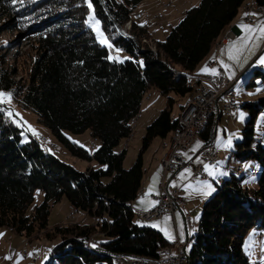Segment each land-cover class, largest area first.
<instances>
[{"label": "trees", "instance_id": "obj_1", "mask_svg": "<svg viewBox=\"0 0 264 264\" xmlns=\"http://www.w3.org/2000/svg\"><path fill=\"white\" fill-rule=\"evenodd\" d=\"M141 1L90 0L89 7V0H0V18L22 35H34L37 44L25 83L0 66V91L11 93L19 107L35 113L73 155L104 166L80 171L63 162L16 123L6 104H0V226L32 236L47 228L52 205L66 198L76 211L98 218L99 232L109 238L88 244L84 237L90 239L93 226L59 228L63 242L46 264H115V255L155 258L172 243L161 231L134 222L132 202L146 171L143 152L156 138L173 136L182 113L173 115L177 100L172 95L192 101L200 84L191 73L226 35L245 0H201L185 11L164 41L156 43V52L143 49L141 41L148 32L132 19ZM256 1L264 6V0ZM91 8L111 46L98 41L86 26ZM130 20L132 30L126 31ZM114 47L133 58L109 59ZM151 88L159 89L168 104L148 125L142 152L126 168L123 141L131 137ZM246 107L251 116L233 154L261 165L256 170L258 187H244V176L235 174L220 179L204 205L189 264H250L243 249L245 236L254 227L264 229V139L252 147L264 97ZM216 125L217 119L210 117L200 133L205 142L212 139ZM67 131H88L100 145L86 150L72 142ZM37 192L45 196L40 204L34 203Z\"/></svg>", "mask_w": 264, "mask_h": 264}, {"label": "rangeland", "instance_id": "obj_2", "mask_svg": "<svg viewBox=\"0 0 264 264\" xmlns=\"http://www.w3.org/2000/svg\"><path fill=\"white\" fill-rule=\"evenodd\" d=\"M200 1L201 0H142L133 8L132 19L138 24L144 25V28L148 32L141 41L143 49L156 52L158 50L156 43L164 41L171 28L176 26L183 19L185 11L192 6H196ZM253 1L254 0H245L242 10L246 8L245 5ZM90 17H93L91 22H89ZM241 18L244 20L246 15L242 14ZM260 20L261 19L258 21ZM97 21L99 22L98 24L96 23ZM86 23V26L89 27V30L94 32L98 41L101 42L102 39L106 38L107 42L101 43L108 46L111 44L93 8H91L86 18ZM254 23H250V25L255 26L251 31V36L247 39L242 38L241 41L238 40V44L241 46V53L237 52L236 59L238 67L242 65V70L235 76L236 78L234 79H236V82L234 81L231 90L224 94L223 98H220L218 101L219 110L222 111L224 108V100L230 99L233 92L235 101L238 104V106L233 109L232 114H222L221 120L218 121L217 119L216 132L213 139L219 152V161L217 163L204 162V158L201 154L204 148V140L199 134L191 146L187 150H184V154L190 163L184 166L172 179L171 186L183 189V191L186 192L185 196L189 200V204H186L187 209L185 212L189 213L191 216L190 222L193 224L192 226L190 225L191 227H189L187 232L189 240V242L186 243L187 253L191 251L195 236L199 231V219L204 205L217 191V185L220 179H227L231 177L232 174H235L237 176H244L242 181L244 187L250 189L258 187V171L256 170H260L261 165L255 160L237 158L233 154L236 150V143L243 140V127L251 116V110L249 107H246V104L257 102L260 98L264 97V64L258 63L259 58L264 56V38L260 37V32L258 31L260 26H257L258 23ZM262 23H264V20L260 22V24ZM131 26L132 25L127 22L125 24L126 31L132 30ZM228 29H230V27L227 28L225 32H227ZM97 30H99V33H102V36ZM35 39L36 37L34 35H22L20 31L9 27L5 18H0V66L15 72L16 80L21 83L27 81V71L37 54ZM235 39L236 35L230 42H233ZM114 51L115 54L111 53V57H114L117 61L121 62L133 58L131 54L122 49L114 47ZM230 55L232 56L233 54L230 53L229 57ZM231 60L235 59L229 58L228 61ZM210 61H215L214 65L218 67L215 76L221 71L227 75L225 68L219 64L217 58ZM210 61H208V66H210ZM225 61L222 60L221 62ZM229 63L228 65H230ZM258 70L261 72H258ZM214 79L215 78H213L211 82H213ZM172 96L177 100L173 106V115L178 117L179 113L184 112L183 110V112L181 111V106L187 105L191 99L188 100L187 96ZM3 104H6L7 113L12 116L17 124L22 126L26 132L29 131L43 149L50 151V153L54 154L63 162L73 165L80 171H86L88 167L92 166L104 167L99 165L95 160L83 159L73 155L64 144L58 141L47 127L38 122L36 114L32 111L19 107L12 99L10 102ZM167 104L168 98L162 95L157 88H151L145 96L140 113L132 124V135L127 140L123 141V148L126 152L124 163L126 168H129L142 152L143 138L146 134L148 125ZM33 129L35 132H33ZM24 135H26L25 132ZM66 135L72 142L79 144L86 150L95 151L100 145L98 141L95 142L88 131L82 134H75L67 131ZM170 136L166 141L162 140L161 144V139L156 138L151 146L143 152L144 166L146 168L145 172H147L144 178V184L147 182V177L154 178L155 175V184L158 183V186L159 183L162 184L163 182L168 184L164 177L167 178V181H170L172 173H167L165 175L164 167V172L162 171V160L168 152L167 144L170 140ZM263 139L264 109L259 112L256 118L255 140L252 147L256 148L259 144H262ZM198 165L214 166L212 171H214L216 175H209L206 171L209 178L205 180L200 175L194 173V166ZM240 168H243V170L241 169L242 173L239 172ZM184 169H189L190 172L184 173ZM182 173L184 174L181 175ZM207 184H210L214 191H211L209 195L205 196L203 191L199 189L207 191ZM160 193L158 191L149 192L148 188L145 194H143V192L138 194L134 200V208L137 213L134 222L141 226L147 225L161 231L168 241L173 242L176 239V232L178 231L177 222L183 224L184 221L182 222L181 219H179V221L176 219L174 222L171 214H165L161 218L153 219L152 221L145 220L139 216L140 212L150 210L152 205H149L153 203L151 195L157 196ZM44 197L42 192H37L34 203L40 204L43 202ZM147 207L150 208L148 209ZM97 222H99L98 218L87 215L83 211H76L70 206L68 200L63 198L60 202L52 205L47 228L42 231H36L32 236L21 235L10 228L0 226V234H2L0 235V264H46L50 260L55 248L63 242V236L59 233L58 229L73 226L75 224H88L93 226L94 232L90 236L92 243H104L109 238L99 232L100 228L96 226ZM161 229H165L174 239H169L166 235V231H162ZM243 249L250 264H264V229H259L257 227L252 228L245 236Z\"/></svg>", "mask_w": 264, "mask_h": 264}, {"label": "built area", "instance_id": "obj_3", "mask_svg": "<svg viewBox=\"0 0 264 264\" xmlns=\"http://www.w3.org/2000/svg\"><path fill=\"white\" fill-rule=\"evenodd\" d=\"M247 12L249 14L245 18L247 22L254 23L259 19H264V6H260L256 0L251 2V6ZM235 35L232 28L231 32L227 34L225 43L234 39ZM214 64L215 61H211L210 66ZM214 78L211 86L207 85L204 87L200 84V90L195 92L194 98H192V106L187 109V115L184 116V129L176 138V146L168 149V158L163 164L165 174L177 172L190 163L184 154V150H187L196 137L203 131L210 117L214 116L215 119H218L219 114H232L233 109L238 105L234 95L230 99H225L223 110H219L218 101L220 98H223V89L227 83L233 82L236 79L225 75L223 71L214 76ZM198 80L201 81L202 78ZM216 149L217 146L213 138L205 142L201 152L205 163H215ZM194 173L196 175L206 173L204 165L194 166ZM161 188V193L155 196V206L146 212H141V218L152 221L153 219L161 218L165 214L173 215L175 211H183L186 208L187 200L182 195L180 189L174 188L169 190L168 184L165 182L161 184ZM190 217V215L184 214L186 229L191 227ZM119 256L124 264H186L188 258L186 243L181 242L179 239L171 243L170 252H162L161 249L158 257L155 258Z\"/></svg>", "mask_w": 264, "mask_h": 264}, {"label": "crops", "instance_id": "obj_4", "mask_svg": "<svg viewBox=\"0 0 264 264\" xmlns=\"http://www.w3.org/2000/svg\"><path fill=\"white\" fill-rule=\"evenodd\" d=\"M246 8H243V10H242V7L240 8V10H239V12H238V15H237V17H236V19L234 20V22L231 24V26H230V29H228L227 30V32L226 33H228L230 30H232V28H233V30H234V32H235V34H236V39L233 41V42H228V43H223L221 46H220V48H219V50H216L215 49V44H214V47H212V50L210 51V53L205 57V59L197 66V68L195 69V71L194 72H192V75L193 76H195L196 78H202V80L201 81H199L200 83L199 84H202L204 87H206L207 85L208 86H211L213 83L211 82L212 80H213V78H214V76H215V74L214 73H212L211 71H208V72H202L201 71V69L202 68H204L205 66H207V68L208 69H216L217 70V65H213V66H208V61H210V60H212V59H214V58H217L218 59V61H219V64L223 67V68H225V70H226V72H227V75L228 76H230V77H232V78H236L235 76H237L238 75V73L242 70V65H241V67H238V65H237V59H235V60H231V61H228L229 60V54L230 53H232L233 55H235L236 57H237V52H240L241 53V46H239V42H238V40H240L241 41V39L243 38V39H245V37H249V36H251V31L253 30H251V31H249L248 29H245V28H242L241 27V25H250V23L251 22H247L245 19L243 20L242 18H241V16H242V14H244L245 15V12L247 13V11L245 10ZM262 20H264V19H261L260 21H258V22H255V23H258L257 24V26H261V24H260V22L262 21ZM254 23V24H255ZM230 43H232V44H230ZM221 52H222V55H221ZM232 55V56H233ZM221 57H222V60H226L225 62H221L222 60H221ZM211 62V61H210ZM210 62H209V65H210ZM229 62H231V63H229ZM228 63L230 64V65H228ZM224 65H227L228 67H224ZM231 66V67H230ZM217 72V71H216ZM206 78V79H205ZM204 80V81H203ZM179 115H180V113H179ZM222 115V114H221ZM179 117V116H178ZM215 132H216V129H215ZM214 136V135H213ZM171 137H172V134H171V136H170V140H169V142L171 141ZM213 138V137H212ZM167 140V139H166ZM165 140V141H166ZM168 142V143H169ZM162 143V140H160V144ZM204 144H205V141H204ZM161 164V163H160ZM162 166V165H161ZM204 168H205V166H204ZM145 170H146V168H145ZM162 171L164 172V170H163V166H162ZM180 171V170H179ZM179 171H177V172H171L172 173V176L170 177V181H167V178L166 177H164L165 178V181L166 182H168V188H169V190H172V189H174V187H176V186H174V187H172L171 186V183H172V179H173V177H174V175H176ZM146 173L147 172H145V174H144V178H145V176H146ZM206 174H207V172H206ZM166 175V174H165ZM168 177V176H167ZM144 178H143V180H142V187H141V190H140V192H143V194H145L146 193V190L148 189V188H150V186H151V188H152V191H158L159 193L161 192V190H162V188H161V183H159V186L157 185V184H155V178H156V175H155V177L154 178H149V177H147V182L144 184ZM207 178H209L208 176H207ZM207 178L205 179V180H207ZM159 182H160V180H159ZM159 187H160V189H159ZM178 188V187H177ZM178 189H180V188H178ZM181 190V192H182V195L186 198V200H187V205L189 204V200H188V198L185 196L186 195V192H184L183 191V189H180ZM151 191V192H152ZM139 192V193H140ZM213 192V191H212ZM138 193V194H139ZM153 195V194H152ZM152 195H151V199H152V201L153 202H156L155 201V199L152 197ZM156 203H151L149 206H151V208H153L154 207V205H155ZM132 205H133V207H134V201L132 202ZM187 205H186V208L183 210V211H180V210H178V211H180V212H177V211H175L174 212V214L173 215H171V217L173 218V220H174V222L176 221V219H178V221H179V219H181L182 220V222L184 221V214H188L189 215V213H186L185 212V210L187 209ZM148 209L150 208V207H147ZM150 208V209H151ZM180 215V216H179ZM192 219V218H191ZM192 224L193 223H191V226H192ZM177 226H178V231L176 232V239L174 240V241H176L177 239H179L181 242H183V243H187V242H189V240H188V230H189V228L188 229H186V226H185V221L183 222V224L182 223H179V222H177ZM186 236V237H185ZM186 238V239H185ZM173 241V242H174ZM187 246V245H186ZM187 248V247H186ZM189 253V252H188Z\"/></svg>", "mask_w": 264, "mask_h": 264}, {"label": "bare ground", "instance_id": "obj_5", "mask_svg": "<svg viewBox=\"0 0 264 264\" xmlns=\"http://www.w3.org/2000/svg\"><path fill=\"white\" fill-rule=\"evenodd\" d=\"M251 6V3H248L247 5H245L246 7V10H249ZM129 24H131L130 21H128ZM132 27V26H131ZM231 32V30L229 31ZM223 37V39L218 42L215 46V49H219L220 46L226 42V38H227V34ZM211 63V62H210ZM235 81V80H234ZM234 81L233 82H230V83H227L226 87L223 89V95L226 94L227 92H229L231 90V88L233 87L234 85ZM236 82V81H235ZM232 96H234V93L232 92ZM192 106V101L189 103L188 107L185 109V111L182 113V116L180 118V125L176 128L172 138H171V141L167 144V149H171L172 146H176V138L179 136V134L181 133V131L184 129V116L187 115V109ZM237 107V106H236ZM230 115V114H228ZM168 158V152L166 153V155L164 156L163 160H162V163L164 164L166 159ZM219 161V152L218 150L216 149V159H215V163H217ZM162 164V165H163ZM202 178L206 179L207 178V174L206 173H201L200 175ZM154 199H155V196H152ZM155 206V205H154ZM75 212V211H74ZM73 213V212H72ZM76 213V212H75ZM139 216L141 217V212L139 213ZM190 225H191V222H190ZM84 240H86L88 242V244H92V241L91 239H88L86 237H84ZM171 251V244L162 248V252H170ZM188 255V253H187ZM189 256V255H188ZM113 261L115 264H124V262H122L121 260V257L119 255H115L113 257ZM186 264H189L188 263V258H187V263Z\"/></svg>", "mask_w": 264, "mask_h": 264}, {"label": "snow or ice", "instance_id": "obj_6", "mask_svg": "<svg viewBox=\"0 0 264 264\" xmlns=\"http://www.w3.org/2000/svg\"><path fill=\"white\" fill-rule=\"evenodd\" d=\"M89 7H91L90 0H89ZM245 15H249V14H248V13H245ZM253 15H254V14H253ZM91 19H93V17H90L89 22H91ZM96 23L98 24L99 22L97 21ZM241 27H242V28H245V29H248L249 31H251L255 26H252V25H241ZM97 31H98V33H99V30H97ZM258 31L260 32V37H261V38H264V23L261 24V26L259 27ZM99 34L102 36V33H99ZM245 39H247V37H246ZM101 42H102V43H106V42H107L106 38H105V39H102ZM230 58H231V59H236L237 57H235V56H231V55H230ZM109 59H115V58H114V57H109ZM141 63H142V62H141ZM258 63L264 64V56H261V57L259 58ZM224 67H228V66H227V65H224ZM201 71H202V72H208V71H211L212 73L215 74L217 70H216V69H208L207 66H205L204 68L201 69ZM11 95H12L11 93H5V92H3V91H0V104L10 102V100H11ZM241 118H242V117H241ZM33 132H35L34 129H33ZM229 144H230V141H229ZM105 167H106V166H105ZM213 167H214V166H212V165H205V171H207L208 174H209V175H212V176L216 175V173H215L214 171H212V168H213ZM188 172H190L189 169H184V173H188ZM184 173H182L181 175H183ZM206 188H207V191H204L203 189H199L200 191H203V194H204L205 196L209 195V194L211 193V191H214V189L212 188V186H211L210 184H207V185H206ZM151 191H152V188H151V186H150V188H149V192H151ZM153 203H156V202H153ZM166 219H167V218H166ZM154 226H157V225H154ZM161 230H162V231H166L165 229H161ZM0 235H2V234H0ZM166 235L168 236L169 239H174V237H173L170 233H168L167 231H166ZM93 247H95V245H93ZM8 258H10V257H8Z\"/></svg>", "mask_w": 264, "mask_h": 264}]
</instances>
